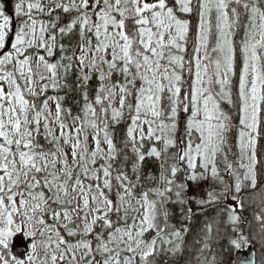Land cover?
Wrapping results in <instances>:
<instances>
[{"label": "snow or ice", "instance_id": "1", "mask_svg": "<svg viewBox=\"0 0 264 264\" xmlns=\"http://www.w3.org/2000/svg\"><path fill=\"white\" fill-rule=\"evenodd\" d=\"M262 141L264 0L0 2V264H223L244 190L264 241ZM193 201L223 212L190 242Z\"/></svg>", "mask_w": 264, "mask_h": 264}, {"label": "trees", "instance_id": "2", "mask_svg": "<svg viewBox=\"0 0 264 264\" xmlns=\"http://www.w3.org/2000/svg\"><path fill=\"white\" fill-rule=\"evenodd\" d=\"M15 0H13V5ZM67 17L64 18L66 21ZM195 23V21H193ZM74 39H76L74 37ZM62 43H68V38L65 37ZM59 56V50H57L56 56L52 59L55 60ZM74 80V77H72ZM93 88L96 85L95 78L91 82ZM66 90H62L60 95H65ZM49 95H53L54 93L49 90ZM74 94H68L65 106H71L72 97ZM41 143H44L41 140ZM264 143V141H262ZM145 171L156 173L158 171V164L154 160H146L145 162ZM210 186V182H207V190ZM260 182L258 178L257 188L259 189ZM193 194V193H192ZM196 196L197 200H199L197 194H193ZM241 195L245 197V209L242 213V221L240 227L244 228L249 236V240L252 242V246H254L256 254H257V264H261L262 257H264V241H260L256 236V233L259 230V224L255 221L253 213L254 211H258L259 209L256 207V204L252 203L248 198L252 196V190H244ZM226 203H231V201H227ZM192 214L188 217L187 226L190 231L185 237L186 241H193L194 238L198 234H202L201 230L206 222L213 221L216 217L220 216L223 212L222 204L219 203H207L203 206L199 205L195 201L191 203ZM171 212L173 213L170 222L175 224L177 227H181L185 223V217L181 215L182 207L180 205L171 206ZM221 232H226V228H221ZM213 234L215 235V226L213 228ZM214 251L218 254V258L223 261V264H232L233 259H235L237 252H234L232 248H230L225 242L224 235L220 237V239L216 242L214 247ZM171 257H165L163 255L158 257L160 264H169Z\"/></svg>", "mask_w": 264, "mask_h": 264}, {"label": "water", "instance_id": "3", "mask_svg": "<svg viewBox=\"0 0 264 264\" xmlns=\"http://www.w3.org/2000/svg\"><path fill=\"white\" fill-rule=\"evenodd\" d=\"M2 2L5 3V9L6 11H10L12 6H13V0H2ZM26 247V244H25V241L21 240L19 241V243L16 245V248L13 250L14 252H23L24 249ZM253 250H255L254 246L250 247L248 249V251L246 252H240V253H237L236 256H248L250 252H252ZM256 253V251H255ZM255 260H256V264H257V258L255 257Z\"/></svg>", "mask_w": 264, "mask_h": 264}, {"label": "rangeland", "instance_id": "4", "mask_svg": "<svg viewBox=\"0 0 264 264\" xmlns=\"http://www.w3.org/2000/svg\"><path fill=\"white\" fill-rule=\"evenodd\" d=\"M0 2H2V0H0ZM91 142V140H90ZM192 193L194 194H197L198 198L199 199H206V193H207V182H204V186L203 187H200V186H194L193 187V190H192ZM24 240V238L22 236H17L15 241H14V245H13V250L16 248V245L17 243L20 241V240ZM27 243V241H25Z\"/></svg>", "mask_w": 264, "mask_h": 264}, {"label": "flooded vegetation", "instance_id": "5", "mask_svg": "<svg viewBox=\"0 0 264 264\" xmlns=\"http://www.w3.org/2000/svg\"><path fill=\"white\" fill-rule=\"evenodd\" d=\"M20 241H21V240H20ZM18 243H19V242H18ZM18 243H17V244H18ZM25 243H26V242H25Z\"/></svg>", "mask_w": 264, "mask_h": 264}]
</instances>
